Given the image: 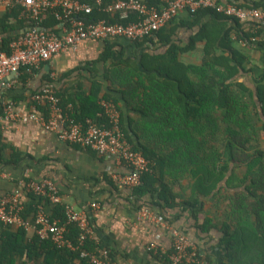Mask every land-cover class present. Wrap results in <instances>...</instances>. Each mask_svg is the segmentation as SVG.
Returning <instances> with one entry per match:
<instances>
[{
    "label": "trees",
    "instance_id": "trees-1",
    "mask_svg": "<svg viewBox=\"0 0 264 264\" xmlns=\"http://www.w3.org/2000/svg\"><path fill=\"white\" fill-rule=\"evenodd\" d=\"M148 2L156 4L158 0ZM246 4L264 9V0H247ZM20 11L21 7H17L0 13V49L9 51L11 40L25 29L27 22L20 18ZM204 11L212 19L203 22L186 46L173 41L166 33L167 26L137 41L105 40L107 48L99 59L105 63L104 73L97 65L90 69V93L67 96L66 92H60V104L65 109L72 104L79 121L91 118L106 126L108 120L100 100L114 102L121 111L122 130L133 148L155 162L152 172L145 173L142 184L133 189L139 208H150L173 224L174 220L165 217L162 209L177 205L178 197L183 196L174 192L165 175L171 173L172 183L180 181L179 175H191L193 193L182 199L184 210L190 209L200 228L209 230L213 217L205 215L203 203L206 197H212L216 209L225 205L223 212L233 224V230L225 224L222 244L227 252L223 264H264V158L261 150L251 152L259 144L256 141L259 132L264 131V71L251 70L244 53L253 46L264 47V24L247 21L246 25L214 10L201 9L196 14L188 12L192 26L202 23L198 17ZM109 15L95 8L88 17L108 18L112 22L119 19L118 15ZM136 18L133 13L131 20ZM60 24L49 10L42 25L58 31ZM252 36L257 40L252 42ZM155 37H159L162 45H169L165 52L145 50V43H153ZM241 40L247 41V45L241 46ZM121 41L135 50L129 53L123 49L119 53L121 58L117 59L116 46ZM199 42L202 49L196 51ZM196 52L197 59L189 60V55ZM23 70L31 73L27 68ZM248 73L251 82L242 79ZM2 111L0 101V114ZM131 111L141 115L134 126L128 127L126 121L133 122ZM231 162L246 165L247 170L242 177L233 173L226 183V188L234 189L233 193L222 194L220 184L227 177ZM28 195L37 199L34 194ZM147 197L150 199L146 200ZM41 202L38 197L32 210L24 208L23 216L33 222ZM45 206L53 217L66 219L62 204L47 201ZM29 215L33 216L28 218ZM0 232V264H91L78 250L59 247L50 239H41L37 233L29 241L24 227L0 222ZM78 234L79 228L70 225L67 237L74 244L78 242ZM100 243L114 257L101 238ZM88 247H94L93 241L88 242ZM171 251L160 254L166 264H172ZM206 258L214 264L210 255Z\"/></svg>",
    "mask_w": 264,
    "mask_h": 264
},
{
    "label": "crops",
    "instance_id": "crops-1",
    "mask_svg": "<svg viewBox=\"0 0 264 264\" xmlns=\"http://www.w3.org/2000/svg\"><path fill=\"white\" fill-rule=\"evenodd\" d=\"M231 1L244 6L248 5L247 0ZM2 12L4 10L0 9V13ZM188 15L187 11L180 12L166 30L174 42L183 46L190 43L203 22L212 19V16L204 11L198 17L202 23L192 26L193 19L190 20ZM244 23L248 25V22ZM64 26L66 22L61 21L60 29ZM153 43L147 41L145 50L160 53L165 52L169 46L162 45L159 37H155ZM118 44H123V47ZM118 44L115 53L117 59L121 58L119 53L123 49L129 53L135 50L126 42L121 41ZM106 48L107 43L103 40H86L80 44L78 50L70 49L61 52L31 73L25 70L20 73L11 72L0 79V94L4 98L15 101L17 107L24 113L30 112L32 108V94L47 83H52L58 93L66 92L67 96L83 92L88 95L92 86L90 69L97 65L101 68L100 72L104 73L105 63L99 59ZM201 49L202 45L199 42L196 45V51ZM244 53L247 55L250 69L262 73L264 47L253 46L246 49ZM188 59L196 60L197 52L191 53ZM25 77L26 80H23ZM242 79L251 82V74H244ZM104 83L105 86L109 85L107 80ZM128 112H126L127 115ZM140 115L138 111H131L133 122L126 121L127 126H134L135 121L140 119ZM135 127L139 128V126ZM198 136L196 134L197 138ZM256 141L259 144H256L251 152L261 150L262 158H264V131L259 132ZM246 170V165L231 162L227 177L220 184L221 193L232 194L234 189L226 188L227 181L233 173H238L242 177ZM129 171L127 166L118 164L114 156L101 155L78 144L64 141L57 133L45 129L34 121H18L7 125L6 128H0V193L3 195L12 193L23 179L51 178L58 186L64 201L89 212L96 232L113 251L117 264H166L160 254L167 253L173 248L172 227L186 234L203 255H210L214 264H223L226 261L227 249L222 244L226 230L225 224L230 227L229 230H233V224L231 220L226 219L223 212L224 204L216 209L213 198L206 197L203 203L204 213L206 216L213 217V226L209 230H203L192 211L184 210L183 204L181 205L182 199L189 198L193 193L189 181L192 176L179 175L180 181L172 183L171 173L166 174V180L171 183L174 192L183 197H178L177 205L163 207L164 216L174 220L173 224L166 221L167 226H164L153 220L141 218L142 208L140 209L139 203L135 201L133 190L121 186L115 180V173ZM148 199L150 198L147 197L146 200ZM22 201L25 210H32L38 197L35 200L32 195L24 194ZM92 202H97L99 208L93 210ZM221 208L222 211L217 213L216 210ZM32 216L29 215L28 218ZM200 218L204 217L200 214ZM14 227L19 226L14 225ZM26 233L29 241L36 236L34 228L26 229ZM151 244H156L159 250H150Z\"/></svg>",
    "mask_w": 264,
    "mask_h": 264
},
{
    "label": "built area",
    "instance_id": "built-area-1",
    "mask_svg": "<svg viewBox=\"0 0 264 264\" xmlns=\"http://www.w3.org/2000/svg\"><path fill=\"white\" fill-rule=\"evenodd\" d=\"M17 7H21L20 18L27 25L11 40L9 51L0 49V79L11 72L20 73L24 68L33 72L61 52L78 50L86 40L120 38L137 41L153 36L182 11L196 14L201 9H211L241 22L261 21L264 24V9L229 0H158L156 4L144 0H116L109 3L105 0H0L2 10ZM95 8L111 16L118 15L119 19L114 22L108 18L90 19L88 16ZM49 10L53 11L59 21H65L66 26L58 31L44 27L42 24ZM133 13L137 15L135 20H131ZM250 40L254 42L257 37L252 36ZM240 44L246 46L247 41L241 40ZM31 100L30 112L24 113L15 101L0 94L3 106L0 114L1 128L18 121H34L57 133L64 141L101 155L114 156L118 164L130 169L129 172L115 173L114 178L130 190L142 184L145 173L152 172L155 162L149 160L142 151L133 148L122 130L121 111L114 102L105 98L100 100L108 120V125L104 126L91 118L85 122L77 120L72 104L68 105V109L60 104L58 91L52 83H47L32 94ZM24 194H34L42 199L33 222L23 216ZM47 201L62 204L66 219L53 217L51 210L45 206ZM91 207L93 210L98 209L99 204L92 202ZM140 215L141 218L167 226V222L150 208H143ZM0 222L26 229L34 228L41 239H50L59 247L78 250L80 256L88 259L91 264H117L110 250L101 246L89 212L64 201L51 178L23 179L12 193H0ZM72 224L79 228L77 244L67 237L68 228ZM171 231L173 248L169 258L172 264H211L186 234L173 227ZM89 241H93V248L88 247ZM149 249L158 251L159 247L151 244Z\"/></svg>",
    "mask_w": 264,
    "mask_h": 264
}]
</instances>
